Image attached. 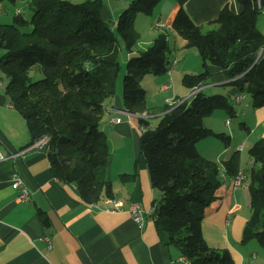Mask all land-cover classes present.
<instances>
[{"label":"trees","instance_id":"trees-1","mask_svg":"<svg viewBox=\"0 0 264 264\" xmlns=\"http://www.w3.org/2000/svg\"><path fill=\"white\" fill-rule=\"evenodd\" d=\"M158 1L130 0L113 23L102 17L103 0H28L29 19L17 11L12 23H0V72L8 78L11 102L25 119L31 141L47 137L42 147L54 177L74 183L87 203L114 197L112 181L105 174L108 137L99 124L103 101L115 92L121 69L118 36L131 52L139 37L135 13H151ZM185 1L177 0L171 27L186 47L197 49L202 69L184 73L182 83L191 89L204 84L213 65L230 79L232 96L245 91L254 107L264 105V33L256 24L264 0H236L241 6L238 12L224 3L209 21L215 27L206 31L192 20ZM28 23L31 28L25 30ZM167 36L159 32L146 49L126 61L122 98L128 111H149L140 80L170 68ZM31 70L42 76L34 78ZM232 96L201 90L187 98L175 96L162 106L153 128L147 118L139 117L144 127L140 151L150 183L161 193L159 204L154 203L155 226L163 242L176 247L189 264H234L230 251L210 246L202 232L205 208L216 198L222 178L219 163L196 146L209 135L226 138L203 120L215 108L235 114ZM248 151L254 164L246 173L250 214L241 241L255 238L264 247V138L256 139ZM221 164L232 176L242 172L239 150ZM135 174L119 176L126 180Z\"/></svg>","mask_w":264,"mask_h":264},{"label":"crops","instance_id":"crops-1","mask_svg":"<svg viewBox=\"0 0 264 264\" xmlns=\"http://www.w3.org/2000/svg\"><path fill=\"white\" fill-rule=\"evenodd\" d=\"M224 3H229L235 12L241 9L236 0H186L184 7L195 23L212 27L209 21L216 17ZM124 5H127L126 0L122 3L103 0L102 17L115 23ZM177 7L178 3H175L169 12L162 10L156 20L159 26L169 28L181 49L172 57L169 55V60L177 59L175 65L167 70L171 76L174 71L181 75L202 69L197 49L186 47L185 40L180 35L178 37L171 27ZM17 10L20 13L16 6L15 12ZM256 24L264 33V9L258 13ZM137 29L142 38L146 29ZM149 32L141 46L150 43L160 31ZM167 35L169 37L168 31ZM134 50L128 52L124 49L123 59L133 55ZM210 69L209 78L198 90L205 93L204 90L212 88L213 84H226L228 94L232 96L233 86L224 71L213 65ZM159 77L144 78L147 83L155 82L160 84V89H166L167 82ZM7 81L8 78L4 79L0 72V151L7 155L6 159L0 160V264H183L180 251L165 244L155 226L150 208L154 203L159 204L161 193L150 183L139 145L144 130L139 123L141 114L145 113V118L152 114L160 116L162 106L172 102L173 98L157 105L154 111L147 102L148 112H130L123 103L121 82L116 81L115 92L103 101L99 126L108 137L110 151L105 174L112 181L114 199L121 206V209L113 210L108 208L113 204L104 199L85 202L74 183L55 178L43 147L25 148L31 137L25 119L11 102ZM141 85L147 94L145 80ZM244 106L249 116L244 118L242 110L243 123L247 128L243 141L254 142L264 138V105L254 107L251 99H246ZM233 108L236 111L234 105ZM213 111L204 117V125L224 133L228 130L222 123L225 111ZM215 114L217 117H212ZM231 131L232 135L233 126ZM210 137L219 138L209 135L200 139L196 146L198 149L199 144H204L206 150L202 155L219 163L222 181L216 188V198L204 211L201 224L204 238L212 247L228 249L234 264H264V251H260L256 243L241 242L242 229L250 214L249 193L242 187L248 168L240 166L244 178L235 186L233 176L221 164L234 148L223 146L216 139H207ZM237 147H241L237 150H242L243 146L239 144ZM252 162L251 166L253 159ZM13 171L18 172L30 191L27 200L18 199V190L11 185ZM133 172H136L134 179H120L121 173ZM132 201L139 202L144 209L142 222L131 217L128 209Z\"/></svg>","mask_w":264,"mask_h":264},{"label":"rangeland","instance_id":"rangeland-1","mask_svg":"<svg viewBox=\"0 0 264 264\" xmlns=\"http://www.w3.org/2000/svg\"><path fill=\"white\" fill-rule=\"evenodd\" d=\"M28 0H17L15 3H11L7 0L1 1L0 3H2V6H0V23H12L13 22V18L16 15L15 12V7L17 6L20 9V15H22L24 18L29 19L30 15H31V10L28 6ZM73 2H81L84 0H71ZM115 3H122L123 0H113ZM118 1V2H117ZM130 0H126L127 5L129 3ZM175 3L177 4V0H159L157 5L155 6L154 10L151 13H144L141 11H138L135 13L134 15V28L137 29V27L139 29L142 30V28H145L146 30L143 33V36L141 38L140 32L137 29V32L139 33V37L137 40V43L135 44V46L133 47L134 50V55L138 54V49L140 50H144L146 49L150 44V43H146L145 45L141 46V42H143L146 38L149 37V31L152 32H156V31H165L169 33V37L168 38V44L170 45L171 51L168 53V57H172L173 55L176 54L175 51H180L181 49H179V47L177 46L176 40L174 41V37L172 35V33L170 32L169 28H165V26H159L156 23V20L159 18V14L160 12L163 10L164 12H169L170 8L173 7L175 5ZM126 4V3H124ZM126 5V6H127ZM124 5L123 8L126 7ZM179 6V4H178ZM178 8V7H177ZM123 9H121L122 11ZM114 26V25H113ZM213 27H215L214 25H212ZM31 28V24L28 23L27 25L24 26L25 30H30ZM209 28V26L204 25L202 26L203 31H206ZM167 30V31H166ZM175 34L180 37L181 35L177 32L174 31ZM159 33V32H158ZM180 35V36H179ZM156 37V36H155ZM154 37V38H155ZM182 37V36H181ZM118 60L120 62L121 65V69L120 72L117 76L116 81H120L121 85H122V79L124 74H126V61L127 59H123L122 55L124 53V49L125 51H127L125 44L123 42V39L118 36ZM120 47H121V51H120ZM124 47V48H123ZM195 49V48H193ZM2 50L0 49V52ZM170 55V56H169ZM200 57V55H199ZM201 58V57H200ZM177 61V59H176ZM176 63V62H175ZM175 63H172V60H170V69L171 67H173L175 65ZM192 64V63H191ZM181 65V63L179 64V66ZM184 74V73H183ZM177 74V71H174L173 75H170V71H165L164 73H160V74H152V73H147L145 74L144 77H159L160 79H163L164 82H167L168 87L166 89H160V84L157 83H147L146 82V78L142 77L140 82H142L144 84V80H145V86L147 88V94H146V100L149 103L151 108V111H154L157 105H161L163 104V102L168 101L170 98H174L175 95L182 97V98H187L190 95H192L193 93V89L191 88H187L181 81L182 75ZM31 75L34 78H40L42 76L41 72L36 71V70H31ZM171 77V78H170ZM3 78L6 79L7 76L3 74ZM143 80V81H142ZM209 82V81H208ZM212 88L209 89H205L204 92L205 94H214V93H223V94H228L229 92V88L227 87L226 84H213ZM184 90H187L186 93H183ZM243 93V99L242 100H236L235 99V95H233V99H231V103L234 105L235 109H236V113L235 114H230L226 109L224 108H215L213 113H215L217 110H221V111H225L224 112V117L222 119V123L226 126V128L228 130H226L223 134L226 136V138L223 137H219L217 138H207V139H216V141H218L219 143H221L223 146H227V147H232L234 148L233 151H236L237 149H239V147H237L239 144L242 145V150H239L240 152V166L242 168H250L252 162V157L249 154V148L251 146V144L253 143L251 140H244L243 141V136L247 134V128L245 127V124L243 123L242 119V115L241 112L242 110H244L245 112V116L244 118H247L249 116V112L247 111V108L244 106V103L246 101V99H251L250 95L245 92L242 91ZM170 103V102H169ZM148 106V105H147ZM213 115V114H212ZM218 114H215V116L212 117H217ZM142 117H146V114L143 113L141 114ZM149 123L148 126L149 128H153L158 120H159V116H155V114H152L149 118H147ZM227 120V121H225ZM234 128V133L231 135L229 133L232 132L231 128ZM231 135V136H230ZM45 143V142H44ZM43 143V144H44ZM42 144V145H43ZM42 145L40 147H42ZM215 146V144H213ZM212 148L209 147L208 149ZM198 152L203 154V152H205V148H204V144L201 145L199 144L198 146ZM232 151V152H233ZM252 162H250V161ZM247 169V171H248ZM248 179H246L243 183L244 189L246 188L248 191ZM249 193V191H248ZM154 212V211H153ZM250 241H253L254 243H256L258 245V247H260V251H264V247H262L255 238H250L249 240L242 242V243H248Z\"/></svg>","mask_w":264,"mask_h":264},{"label":"built area","instance_id":"built-area-1","mask_svg":"<svg viewBox=\"0 0 264 264\" xmlns=\"http://www.w3.org/2000/svg\"><path fill=\"white\" fill-rule=\"evenodd\" d=\"M18 11V10H17ZM160 24V23H158ZM176 59L172 60V63H175ZM243 94H236L235 99L236 100H241ZM116 120H119L117 118ZM46 141V136L40 137L37 139H34V143H29L25 148H34V147H40L44 142ZM7 155L3 154L0 151V160L6 159ZM242 180V175L241 177H235L233 180V184L235 186H238L241 183ZM11 185L14 189L18 190V199L20 200H27L29 197V189L25 186L21 176L18 174V172L13 171L11 174ZM105 201H108V198L103 197ZM121 209L120 204H115L113 205V210H118ZM129 212L131 214V217L136 221V222H142L143 216H144V209L141 206L139 202L132 201L129 206ZM183 264H189V260H181Z\"/></svg>","mask_w":264,"mask_h":264},{"label":"bare ground","instance_id":"bare-ground-1","mask_svg":"<svg viewBox=\"0 0 264 264\" xmlns=\"http://www.w3.org/2000/svg\"><path fill=\"white\" fill-rule=\"evenodd\" d=\"M159 25V24H158ZM238 94H242V92H240V93H238ZM46 140H47V137H46ZM30 143H34V140L33 141H31ZM239 148H241V147H239ZM241 175H242V180H243V178H244V174H243V172H239L236 176H233V180L235 179V177H241ZM105 198H108V201H106L107 203H112L113 205H115V204H117V201L114 199V197H105ZM155 204H153L152 206H151V211L153 212L154 211V209H155ZM109 209H113V207H108ZM188 260L184 255H181V260Z\"/></svg>","mask_w":264,"mask_h":264},{"label":"water","instance_id":"water-1","mask_svg":"<svg viewBox=\"0 0 264 264\" xmlns=\"http://www.w3.org/2000/svg\"><path fill=\"white\" fill-rule=\"evenodd\" d=\"M199 87V86H198ZM198 87H196V88H194L193 89V93L195 92V91H197L198 90Z\"/></svg>","mask_w":264,"mask_h":264}]
</instances>
